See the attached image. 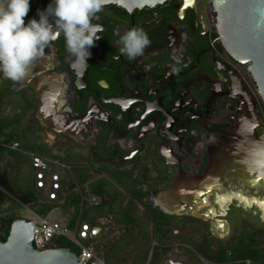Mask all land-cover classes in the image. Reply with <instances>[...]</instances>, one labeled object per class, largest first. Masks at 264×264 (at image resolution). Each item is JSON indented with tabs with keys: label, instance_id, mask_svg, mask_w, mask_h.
Returning a JSON list of instances; mask_svg holds the SVG:
<instances>
[{
	"label": "flooded vegetation",
	"instance_id": "af4514ba",
	"mask_svg": "<svg viewBox=\"0 0 264 264\" xmlns=\"http://www.w3.org/2000/svg\"><path fill=\"white\" fill-rule=\"evenodd\" d=\"M50 3L30 0L28 21L39 20ZM216 22L212 0H166L132 10L107 3L93 21L103 31L86 62L69 53L61 35L24 79L6 80L12 91L35 96L34 118L58 148L71 149L87 167L145 168L143 185L153 206L154 192L174 180L197 188L196 198L181 201L174 215L200 218L214 235H228L232 209L252 207L251 215L261 209L233 198L221 218L216 197L264 199V100L248 63L234 60L222 45ZM133 27L142 28L151 44L129 59L118 41ZM35 71L53 85L58 110L75 118L57 125L69 134L42 124L36 94L19 86ZM225 186L228 192L221 191ZM220 220L226 228H219Z\"/></svg>",
	"mask_w": 264,
	"mask_h": 264
},
{
	"label": "trees",
	"instance_id": "16d2710c",
	"mask_svg": "<svg viewBox=\"0 0 264 264\" xmlns=\"http://www.w3.org/2000/svg\"><path fill=\"white\" fill-rule=\"evenodd\" d=\"M30 14L31 9L25 23ZM26 91L9 93L0 87V234L4 238L11 222L19 217L21 206L47 215L59 205L69 215V228L84 222L101 227L97 236L81 242L106 264H145L149 255L150 264H160L173 242L189 246L179 250L190 264H200L194 252L209 264H241L245 260L264 264V224L250 212L232 209L227 216L231 231L219 238L212 234L207 221L160 211L153 206L149 189L143 185L147 184L145 168L87 167L71 149L61 153L55 144L44 142L42 129L34 118L36 98ZM14 142L16 149L10 148ZM31 153L70 165L61 182V202L46 200L33 182L25 186L19 181L24 169L34 177ZM86 193L100 196V204L86 206L81 201V195ZM175 229L178 234L172 235ZM153 242L156 244L152 246ZM60 247L79 255V249L64 237L53 238L47 245Z\"/></svg>",
	"mask_w": 264,
	"mask_h": 264
},
{
	"label": "water",
	"instance_id": "95a60500",
	"mask_svg": "<svg viewBox=\"0 0 264 264\" xmlns=\"http://www.w3.org/2000/svg\"><path fill=\"white\" fill-rule=\"evenodd\" d=\"M166 0H108L128 10L136 7L151 6ZM216 12V26L219 39L229 55L240 63H248V68L264 100V0H212ZM40 71L31 73L28 86L40 101L37 111L39 121L53 131L69 134L64 129L74 121V117L67 111L61 112L53 102V85L46 84L45 77L39 76ZM39 77V78H38ZM49 79H54L48 76ZM54 95L59 94V87L55 82ZM45 112H48L45 114ZM65 124L63 128L57 125ZM225 167L224 170H226ZM221 171L222 173L225 171ZM222 175V174H221ZM202 183V182H200ZM186 189L174 180L169 188L154 192V207L167 214H177L175 208L183 200H191L197 192ZM156 196L159 200H156ZM228 204V203H227ZM225 210H218L224 215ZM205 219V218H204ZM219 225H225L220 220ZM0 264H83L76 253L69 248H41L36 246L33 225L29 218L18 217L9 227L6 238L0 234Z\"/></svg>",
	"mask_w": 264,
	"mask_h": 264
},
{
	"label": "clouds",
	"instance_id": "9594fccd",
	"mask_svg": "<svg viewBox=\"0 0 264 264\" xmlns=\"http://www.w3.org/2000/svg\"><path fill=\"white\" fill-rule=\"evenodd\" d=\"M108 0H54L39 20L25 23L30 0H0V72L12 81L24 79L35 62L45 56L52 42L63 35L69 53L86 62L89 51L100 39L102 26L93 23ZM121 54L129 59L143 55L151 41L142 28L133 27L120 35Z\"/></svg>",
	"mask_w": 264,
	"mask_h": 264
},
{
	"label": "built area",
	"instance_id": "2783aa9c",
	"mask_svg": "<svg viewBox=\"0 0 264 264\" xmlns=\"http://www.w3.org/2000/svg\"><path fill=\"white\" fill-rule=\"evenodd\" d=\"M10 148L16 149L17 143H12ZM30 157L31 165L34 168L35 189L42 192L46 200L57 201L61 182L66 172L70 170V165L56 158H46L33 153H31ZM76 192H78V189H76ZM81 201L86 206H97L100 204L101 198L96 194L86 193L81 195ZM51 212L52 210L47 215H39L33 212V216L29 218L33 225L34 240L39 249L47 248L49 241L53 238L64 237L79 249L80 252L77 257L83 264H106L102 258L95 255L81 242L82 239H90L97 236L101 231L100 226H92L84 222L71 229L67 225H61L56 219H52ZM177 234L178 230H173L172 235ZM155 244L153 242L152 246ZM184 246L189 247L185 243L173 242L170 247V251L174 250L172 251L173 253L168 250V254H165L161 264H190L185 255L179 250V247ZM149 260L150 257L145 264H148ZM202 263L207 264V261L202 259ZM241 264L257 263L245 260Z\"/></svg>",
	"mask_w": 264,
	"mask_h": 264
},
{
	"label": "rangeland",
	"instance_id": "374dc122",
	"mask_svg": "<svg viewBox=\"0 0 264 264\" xmlns=\"http://www.w3.org/2000/svg\"><path fill=\"white\" fill-rule=\"evenodd\" d=\"M44 136V135H43ZM42 136V137H43ZM47 142H49L50 141V139L48 138V139H45ZM51 143V142H50ZM56 145V144H55ZM56 150H58V151H60L61 153L63 152V150H61V148H58L57 147V145H56ZM92 166V165H91ZM92 167H95L94 165L92 166ZM21 175V177H20V180L19 181H21V184L22 185H25V186H27V185H30L32 182H33V177H32V173H31V171L30 170H27V169H24V171H22L20 174H19V176ZM221 189V191L222 192H228L229 191V189L225 186V189H223V188H220ZM42 195L44 196V194L42 193ZM214 200H215V198H214ZM229 203V202H228ZM231 203V202H230ZM237 204V203H236ZM225 207H226V204H225ZM247 210H244V211H247V212H249L250 210H254L252 207H250V208H246ZM17 215L19 216V217H22V218H30V217H32L33 216V211L31 210V208L30 207H28V206H21V208H19L18 209V211H17ZM225 215V214H224ZM224 215H222L221 216V218H225L224 217ZM252 216H254V217H257V216H259V217H261L262 218V220H259V222L260 223H262V224H264V210H260V211H257V212H255V214H252ZM51 217H52V219H56L61 225H64L66 222H67V220H68V218H69V215L68 214H66V213H64L63 211H61V209H59V208H57V209H53V212H51ZM230 227H231V224H230ZM220 229H222V227H219ZM231 229V228H230ZM213 234V233H212ZM214 235V234H213ZM214 236H216V235H214ZM227 235H223V234H220V236H216V237H219V238H224V237H226ZM82 241V240H81ZM171 250V249H170ZM169 250V251H170ZM172 251H174V250H172ZM172 251H170V253H173ZM192 252H194V250L192 251ZM166 255L168 254L167 252L165 253ZM165 254L163 255V257H161V259H160V264H161V262H162V259H164V257H165ZM194 254V257H196L197 258V261H199V263L200 264H203L202 263V259H204V258H202L201 256H199V255H196L195 254V252L193 253ZM149 257H150V255H149ZM149 257H148V259H149ZM148 259H147V261H148ZM193 259H195V258H193ZM205 260V259H204ZM146 261V262H147ZM196 262V261H195ZM148 264H150V260H149V263ZM207 264H209V262L207 261Z\"/></svg>",
	"mask_w": 264,
	"mask_h": 264
},
{
	"label": "bare ground",
	"instance_id": "6f19581e",
	"mask_svg": "<svg viewBox=\"0 0 264 264\" xmlns=\"http://www.w3.org/2000/svg\"><path fill=\"white\" fill-rule=\"evenodd\" d=\"M66 131H67V129H66ZM233 198H236L239 202H243L245 205H249V206L253 202L257 203V205L260 207V209L264 210V199L258 200L256 198H248V197H245L244 195H241L240 193H229V194L227 193V194L218 195L216 197V201L218 203L219 210H221L222 213L225 210V204L227 205V203L230 202ZM219 227L225 228V225H219Z\"/></svg>",
	"mask_w": 264,
	"mask_h": 264
},
{
	"label": "crops",
	"instance_id": "0c3cea01",
	"mask_svg": "<svg viewBox=\"0 0 264 264\" xmlns=\"http://www.w3.org/2000/svg\"><path fill=\"white\" fill-rule=\"evenodd\" d=\"M0 87H3V88H6L8 91H9V93H10V91L12 92V90L9 88V81H7L6 80V78L3 76V73H2V75L0 76ZM14 92V91H13ZM41 136H43V132H42V130H41ZM46 138L43 136L42 137V140L44 141V142H46V143H48L49 145H52L53 143H50V142H52L51 140L49 141V142H47L46 140H45ZM92 167V166H91ZM32 177H33V175H32ZM33 183H34V177H33ZM58 200H59V198H58ZM57 200V201H58ZM59 202H61L60 200H59ZM57 208H59V209H61V211H63V209H62V207L61 206H56L55 208H53V209H57ZM53 209H52V212H53ZM68 221V220H67ZM64 225H67V222L64 224Z\"/></svg>",
	"mask_w": 264,
	"mask_h": 264
}]
</instances>
